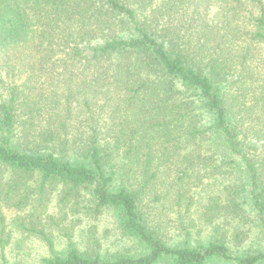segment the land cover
<instances>
[{
    "label": "trees",
    "instance_id": "16d2710c",
    "mask_svg": "<svg viewBox=\"0 0 264 264\" xmlns=\"http://www.w3.org/2000/svg\"><path fill=\"white\" fill-rule=\"evenodd\" d=\"M22 240L264 264V0H0V264Z\"/></svg>",
    "mask_w": 264,
    "mask_h": 264
},
{
    "label": "rangeland",
    "instance_id": "374dc122",
    "mask_svg": "<svg viewBox=\"0 0 264 264\" xmlns=\"http://www.w3.org/2000/svg\"><path fill=\"white\" fill-rule=\"evenodd\" d=\"M97 234L98 236H103L101 239L103 246L111 250H125L131 244L129 240H126L125 237L118 232L111 216L108 213L100 217ZM23 250L25 251L24 255L22 254ZM42 251L43 247L39 242H27V240H22V244L20 246L12 245L9 250L12 257H18L20 259L19 263L22 264H32L34 261L33 259L41 254Z\"/></svg>",
    "mask_w": 264,
    "mask_h": 264
}]
</instances>
